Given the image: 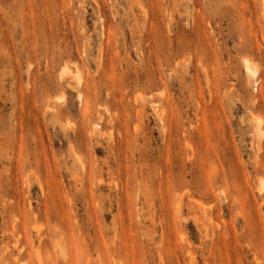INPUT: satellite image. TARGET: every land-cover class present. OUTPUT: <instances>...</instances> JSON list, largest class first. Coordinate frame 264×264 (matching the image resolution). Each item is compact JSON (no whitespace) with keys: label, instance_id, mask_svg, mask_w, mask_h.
<instances>
[{"label":"rangeland","instance_id":"1","mask_svg":"<svg viewBox=\"0 0 264 264\" xmlns=\"http://www.w3.org/2000/svg\"><path fill=\"white\" fill-rule=\"evenodd\" d=\"M0 264H264V0H0Z\"/></svg>","mask_w":264,"mask_h":264},{"label":"bare ground","instance_id":"2","mask_svg":"<svg viewBox=\"0 0 264 264\" xmlns=\"http://www.w3.org/2000/svg\"><path fill=\"white\" fill-rule=\"evenodd\" d=\"M246 72L248 74L249 77H254L258 72L254 69H252L249 64L246 63ZM65 73V72H64Z\"/></svg>","mask_w":264,"mask_h":264}]
</instances>
